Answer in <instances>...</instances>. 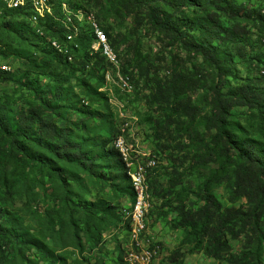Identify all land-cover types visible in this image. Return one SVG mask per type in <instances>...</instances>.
Listing matches in <instances>:
<instances>
[{"label": "rangeland", "instance_id": "374dc122", "mask_svg": "<svg viewBox=\"0 0 264 264\" xmlns=\"http://www.w3.org/2000/svg\"><path fill=\"white\" fill-rule=\"evenodd\" d=\"M187 1L181 18L176 13L177 0H14V7L11 0H0V106H5L0 109L1 115L16 125L43 99L53 104L57 98L53 105L57 124L66 123L72 130L70 139L93 160L91 167L73 154L67 161L56 158L36 142V129L30 134L33 138H24V152L17 155L11 150L10 140L0 134V227L9 233L8 249L0 257V264H169L167 258L183 242L185 233L175 230L177 215L172 208L164 207V202L172 204L179 195L196 210L202 204L195 194L222 165L220 160L190 167L207 150L210 137L198 144L186 136L187 127L199 134L206 131L204 117L211 111L208 102L217 73L201 56L190 57L179 46L164 43L147 22L135 28V11L141 13L144 5H150L175 16L180 24H193L191 35L199 42L212 43L225 63L224 93L249 80L257 82L256 89L264 96V30L257 23L259 12L264 15V0ZM251 10L255 14H250ZM237 25L247 26L251 34L235 41L228 39L226 34ZM61 26L65 33L75 28L76 35H69L67 41L61 32L54 33ZM103 29L109 32L113 46ZM52 38L56 39L53 43ZM101 38L106 40L103 46ZM95 41L107 59L100 50H96L98 55L90 53ZM105 46L113 50V55L106 54ZM61 53L69 58L68 63ZM81 59L88 62L85 68L79 67L84 62L78 65ZM128 71L139 85L125 74ZM174 73L193 79L195 85L184 96L202 115L193 124L178 118L171 128L176 141L158 140L155 125L163 122L166 114L147 101L156 82L168 81ZM229 122L237 141L243 147L254 146L264 158V117L247 108H235ZM113 137V148L118 151L121 146L118 152L124 164L130 165L129 174L136 173L148 191L144 209L136 205L133 213L141 223L139 231L144 232L139 237L134 228L129 230L133 202L124 196L123 166L114 153L106 150ZM179 144L184 146L183 151ZM176 174L184 177L173 193L165 199L157 194L154 197L151 182L164 193ZM214 195L223 209H239L245 203L230 204L226 185ZM54 198L59 200L58 205ZM96 202L116 221L121 217V226L112 235L104 234L106 231L99 235L94 225L90 231L86 229L84 207ZM27 242L45 245L54 252V258L40 259ZM122 245L128 249L127 259L122 254L124 263ZM243 248L244 243L234 244L235 253ZM183 264L229 263L200 254L188 255Z\"/></svg>", "mask_w": 264, "mask_h": 264}, {"label": "trees", "instance_id": "16d2710c", "mask_svg": "<svg viewBox=\"0 0 264 264\" xmlns=\"http://www.w3.org/2000/svg\"><path fill=\"white\" fill-rule=\"evenodd\" d=\"M177 3L178 8L176 9V13L177 15H181L182 18L185 15L183 9L188 6L189 2L187 0H177ZM141 11V13L139 9L135 11V28L139 29L147 22L154 31L160 34L164 43L179 46L190 57L195 55L201 56L217 73V83L211 91L208 102L211 111L209 115L204 117L206 131L203 134H199L195 130H191L190 127H187L186 136L198 144L205 143L206 138L210 137L206 146L207 150L193 161L190 167L213 164L220 160H222V165L217 171L212 173L210 178L199 188L198 193L195 194L197 202L202 204L196 210L190 209L188 205L189 200L186 201L179 195L172 204L167 201L164 202V207L168 206L172 208L177 215V221L174 226L175 230L185 233L183 242L167 258V262L169 264H183L184 259L188 255L203 254L207 258L219 261L220 263L264 264V158L257 152L254 146L246 145L243 147L237 141L230 129L229 122L232 111L235 108H247L250 111L258 112L264 117V96L256 89L257 82L249 80L233 92L224 93L227 86L224 72L225 63L218 57L217 49L212 43L199 42L195 36L191 35L193 24L186 26L180 24L175 19V16L167 15L159 8H153L150 5H144ZM250 14H255V12L251 10ZM258 15V26L264 30V15L261 12ZM103 30L113 46L114 42L109 32L105 29ZM60 32L62 33L61 35L66 36L67 41L69 35H76L75 28H68L65 33L63 26L60 28L56 27L54 33L59 35ZM80 33L78 31V34ZM250 34V28L237 25L226 34V37L235 41L239 36ZM82 39L83 36H80L79 42ZM210 39L212 40L213 36ZM55 40V38H52L51 43ZM237 46V49L241 52L242 47L239 44ZM101 49L102 46L95 41L94 46H91L90 53L94 54L93 52L95 51V54H97L96 50H100V55L104 57ZM61 54L68 63L69 58L63 53ZM87 54V58L91 60V56ZM104 58L107 59L106 57ZM76 61L75 63H77ZM82 62L84 64L81 66ZM87 63L84 59H81L78 65L81 68H85ZM70 65L73 64L71 63ZM128 73L132 76V80H134V75L129 71L125 74ZM262 73L264 74V71ZM171 76L168 81L156 82L155 89L149 95L147 101L150 106H155L166 114L163 122H156L155 125V136L158 140L170 138L176 141L171 128L177 124L178 118L180 120L186 118L190 124H193L197 117L202 115V111L192 106L190 99L184 96L195 85L193 79L181 73H174ZM135 83L139 85V81H135ZM60 93L61 90L58 88L57 94L59 95ZM58 101L56 98L52 104L50 99H43L40 106L31 107L29 112L24 114L16 125L10 123L6 115H1L0 112V134H3L7 141L10 140L11 150H16L15 153L20 155L24 152L25 139L33 138L30 134L36 129L37 136L34 139H36V142L40 146L49 149L53 156L67 161L73 154L75 157L77 156L78 161L83 163V165L84 163H90L92 167L93 160L83 155L80 148L70 139L72 130L66 126V123L63 124V121L60 125L57 124L56 111L53 109V105H56ZM1 108H5V106H0ZM114 137L108 142L106 150L107 152L114 153L117 160L123 166L126 182V192L124 194V196H127L126 201L130 199L132 202H135L136 194L127 175L122 156L113 148L112 141L115 140ZM111 142L112 148L110 147ZM164 147L169 148V146ZM179 149L183 151L184 146L179 144ZM44 165L45 163L42 162V166ZM183 177V174H176V177L169 180V187L164 193L158 190L156 184L151 182L155 187L153 188L149 182L154 197L157 194L159 197L162 196L165 199L166 195H171L176 186L182 182ZM223 185L229 187L230 196L228 201L230 204L235 205L245 202L239 209H223L214 195V191ZM114 188L118 190V187L114 186ZM54 199L53 202L57 201L58 205L59 200L57 198ZM46 210L44 213L47 212ZM84 213L87 218L85 220L86 229L90 231L91 226L94 225V229L99 235L104 231H106L104 234L112 235V231L119 228L120 223H122L121 217H119L120 220L116 221L111 212L101 207L99 202L91 203L89 207H84ZM74 235L78 240V233L76 231ZM115 236L117 237V235ZM7 238H9V233L0 227V257L5 255L8 249ZM10 238H13V236ZM235 243H244L242 252L235 253ZM27 246L36 251L40 259L48 260V258H54V252L45 245L27 242ZM185 247L190 248L188 251H185ZM121 248V255H126L123 245ZM123 255L122 259L124 263Z\"/></svg>", "mask_w": 264, "mask_h": 264}, {"label": "bare ground", "instance_id": "6f19581e", "mask_svg": "<svg viewBox=\"0 0 264 264\" xmlns=\"http://www.w3.org/2000/svg\"><path fill=\"white\" fill-rule=\"evenodd\" d=\"M103 36V35H102ZM109 46V45H108ZM108 46H105V52H106V49H109V47ZM108 55V54H107ZM123 140V139H122ZM124 141V140H123ZM116 146V145H115ZM121 147V146H120ZM120 147H117V149H118V151L120 150L119 148ZM129 148V147H128ZM126 149V148H125ZM121 151V150H120ZM127 152V151H126ZM123 155V154H122ZM130 163V162H129ZM126 165V170L128 171L129 169H130V165H128L127 166V164H125ZM133 165V164H132ZM128 177L130 178V180H131V183H132V187H133V189H134V192H135V194H136V200H135V202H133V204L131 205V209H130V211H131V213L129 214V220H130V223H129V230H133V228H134V232L138 235V237L139 236H141L144 232L143 231H139V226H141V223L140 222H138V220H137V218H134V208L136 207V205H137V207L140 205L141 206V208L142 209H144V207L145 206H143V203L144 202H147V201H145L146 200V197H147V193H148V191L146 190V188H145V184L143 183V181L141 180V179H138V181H137V184H136V179H133V176H138L136 173H134V172H131L130 174H129V171H128ZM146 180H147V172H146ZM147 184H148V181H147ZM148 186H149V184H148ZM139 192H140V194H141V198H140V194H139ZM146 192V193H145ZM146 205V204H145ZM139 206V207H140ZM139 211V210H138ZM140 215V214H139ZM145 215V214H144ZM138 216V215H137ZM146 216V215H145ZM134 219H135V221H134ZM145 220H146V218H145ZM140 221V220H139ZM146 225H147V221H146ZM120 226H121V224H120ZM119 226V227H120ZM135 226V227H134ZM143 226V225H142ZM118 229V228H117ZM144 229V228H143ZM137 245L138 246H141V245H139L138 243H137ZM150 246H151V244H149ZM156 245V244H155ZM145 246V245H144ZM123 247H124V245H123ZM125 249V248H124ZM148 249V248H147ZM158 249H159V247H158ZM127 251H128V249L127 250H125V256H126V259H127ZM152 251V250H151ZM150 252V251H149ZM151 253V252H150ZM149 253V254H150ZM154 253V252H153ZM148 254V253H147ZM144 256V255H143ZM147 259V258H146ZM149 260V259H148ZM136 261V260H135Z\"/></svg>", "mask_w": 264, "mask_h": 264}, {"label": "built area", "instance_id": "2783aa9c", "mask_svg": "<svg viewBox=\"0 0 264 264\" xmlns=\"http://www.w3.org/2000/svg\"><path fill=\"white\" fill-rule=\"evenodd\" d=\"M24 1V0H23ZM11 7H14V0H11ZM39 20L40 19H38V22H39ZM101 40H102V46H103V41H106V40H104L103 38H101ZM106 54H111V55H113V50H110V49H106ZM72 63H73V61H72ZM121 131V130H120ZM125 132V131H124ZM116 144H118V143H116ZM133 179H136V184H137V181H138V179H137V177L136 176H133ZM139 194H140V192H139ZM140 198H141V194H140ZM140 210H142L141 209V206H140ZM139 210V211H140ZM139 211H136V212H139ZM134 221H135V219H134ZM129 264H131V262L129 261Z\"/></svg>", "mask_w": 264, "mask_h": 264}]
</instances>
